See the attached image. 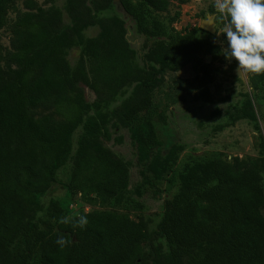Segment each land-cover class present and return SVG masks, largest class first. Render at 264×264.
Here are the masks:
<instances>
[{"label":"trees","instance_id":"trees-1","mask_svg":"<svg viewBox=\"0 0 264 264\" xmlns=\"http://www.w3.org/2000/svg\"><path fill=\"white\" fill-rule=\"evenodd\" d=\"M13 1L0 0V29ZM170 1L66 0L64 9L31 1L10 22L6 58L14 68L2 66L0 43V264H264V134L259 159L232 161L181 160L183 145L161 137L165 117L153 105L164 73L202 65L203 54L225 55L200 26H166L159 12ZM116 5L122 15L103 13ZM127 21L155 38L142 65ZM90 25L99 28L94 36L85 34ZM75 46L72 64L67 54ZM257 76L264 84V73ZM81 83L95 93L91 103ZM209 97L202 87L197 98ZM241 97L232 121L248 119L260 131L257 97ZM111 126L129 131L143 187L162 193L157 183H167L156 231L166 250L147 251V224L130 215L141 207L128 189L130 165L100 138ZM57 184L69 198L111 208L66 217L61 198L43 199ZM44 205L45 214L34 216Z\"/></svg>","mask_w":264,"mask_h":264},{"label":"rangeland","instance_id":"rangeland-1","mask_svg":"<svg viewBox=\"0 0 264 264\" xmlns=\"http://www.w3.org/2000/svg\"><path fill=\"white\" fill-rule=\"evenodd\" d=\"M31 1L43 8L56 5L64 9L66 0H55V2L49 0L13 1L8 9V22L0 29V43L3 53L2 66L5 69L15 67L6 58L12 50L10 22L19 13L29 10L28 4ZM214 4L215 0H186L185 2L171 0L168 9L159 12V14L166 26L169 28L174 27L175 30L199 26L202 19L213 14L215 30L209 32L204 29L206 32L204 35L220 45L226 53V41L222 33L227 24V17L218 14ZM63 13L64 19L68 20L65 10ZM103 13L120 15L121 10L116 5L114 10L110 9V11L107 10ZM127 27L128 40L136 51L135 61L137 64L142 65L141 57L151 47L155 38L137 32L131 21H127ZM98 30L97 25H90L85 29V34L94 36ZM79 54L80 49L75 46L68 51L67 57L74 64ZM202 60V65L189 64L178 71H166L162 84L155 90L153 111L154 113L163 111L165 117V125L159 126L162 139L164 141H176L183 145L179 154L181 160L194 155H215L228 161H232L235 156L248 160L259 159L258 136L260 132L264 134L263 82L257 81L258 74L238 68L237 62L225 55L213 59L210 55L203 54ZM80 86L82 87L84 99L86 102L91 103L95 99V93L85 84L81 83ZM204 86L210 91L209 98L211 99L209 101L197 98ZM244 93L257 97L258 109L256 111L257 114L261 115L259 118L260 131L248 119L240 118L232 121L231 115L234 112V106L240 101ZM81 131L79 127L74 132V141H76ZM100 138L105 146L111 148L116 154L128 161L130 165L128 189L134 193L138 205H141L140 208L130 211V215L134 219L141 218L147 224V251L158 253L161 250H166L167 242L165 238L158 233L156 234L164 210V199L168 197V194L164 191L167 187L166 181L161 180L157 183L162 193H158L157 190L151 189L149 186L143 187L136 149L127 128L111 126ZM60 175L64 177L63 173H60ZM138 188L139 193L136 192ZM51 197L61 198L66 217L95 209L111 208L109 205L101 206L83 200L79 195L69 198L58 184L43 198L45 204L48 203ZM44 208L45 205L38 208L34 216L38 217L45 214ZM144 264H148V261Z\"/></svg>","mask_w":264,"mask_h":264},{"label":"clouds","instance_id":"clouds-1","mask_svg":"<svg viewBox=\"0 0 264 264\" xmlns=\"http://www.w3.org/2000/svg\"><path fill=\"white\" fill-rule=\"evenodd\" d=\"M214 7L218 14L227 17L222 33L225 56L246 72L264 73V0H215ZM86 223V217H81L80 226ZM56 243L63 245V238Z\"/></svg>","mask_w":264,"mask_h":264},{"label":"water","instance_id":"water-1","mask_svg":"<svg viewBox=\"0 0 264 264\" xmlns=\"http://www.w3.org/2000/svg\"><path fill=\"white\" fill-rule=\"evenodd\" d=\"M199 26L202 29H205L209 32H214L215 30L214 15L213 14L207 15L206 18L202 19Z\"/></svg>","mask_w":264,"mask_h":264}]
</instances>
